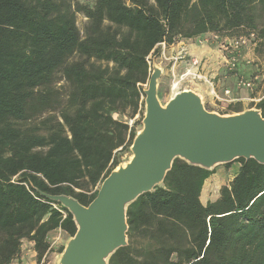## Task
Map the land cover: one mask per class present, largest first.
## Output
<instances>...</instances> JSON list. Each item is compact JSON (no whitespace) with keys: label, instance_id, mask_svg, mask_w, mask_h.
I'll return each mask as SVG.
<instances>
[{"label":"trees","instance_id":"obj_1","mask_svg":"<svg viewBox=\"0 0 264 264\" xmlns=\"http://www.w3.org/2000/svg\"><path fill=\"white\" fill-rule=\"evenodd\" d=\"M261 16L264 0H0V264L18 259L25 240L39 263L52 232L75 234L69 210L40 192L84 205L96 197L136 135L161 44L256 32L259 55ZM251 103L264 116V97ZM233 163L230 184L204 204L215 169L175 159L128 207V245L109 264H264V164Z\"/></svg>","mask_w":264,"mask_h":264},{"label":"water","instance_id":"obj_2","mask_svg":"<svg viewBox=\"0 0 264 264\" xmlns=\"http://www.w3.org/2000/svg\"><path fill=\"white\" fill-rule=\"evenodd\" d=\"M163 74L164 68L154 61L131 156L104 178L88 205L71 195L40 192L67 208L76 225L56 264H109L111 256L128 245V207L164 182L175 159L206 170L239 158L264 164L261 109L209 110L204 95L192 88L179 89L163 102L159 95Z\"/></svg>","mask_w":264,"mask_h":264},{"label":"rangeland","instance_id":"obj_3","mask_svg":"<svg viewBox=\"0 0 264 264\" xmlns=\"http://www.w3.org/2000/svg\"><path fill=\"white\" fill-rule=\"evenodd\" d=\"M78 1L86 2L87 0H78ZM259 20L262 23L264 18L261 16ZM86 22L87 19L84 17V15L78 14L77 23L80 29L82 30L84 29ZM192 41L200 45H208L213 49H215L217 53H219L217 50L218 44L212 39L210 34L205 35L204 37H199ZM176 44L175 45L161 44L159 47V53L156 55L154 54L151 55L149 59L151 72L154 61H156V63L160 67L164 68V74L161 76L159 80V95L163 102H166L168 98L175 91L183 88L193 89L197 87L198 83H200L199 81L193 82V80L180 81L181 74L184 71H186V67L188 66L186 65L187 63L184 62L185 59H180V58L176 59L179 52V50L176 47ZM249 54H250L249 57L252 60V65H248L246 66V68L244 67V73H246L247 75H253L258 73L260 76L264 77V53L261 51L260 54L258 55L257 51L252 50L250 51ZM72 59H75V57ZM57 80L58 82L56 86L58 88H62L61 91L64 93L65 89L63 88V86H66V82L65 80H63V78H61L60 73L57 74ZM175 83H178L177 88H174ZM262 84L263 86L260 85L259 91H256L257 93L264 94V80ZM146 87L147 84L145 85V88ZM218 91H220V89H218ZM204 97H205V103L210 109L216 110L221 113L233 112L231 110L232 105H236V103H232L231 105H229V104H220L219 102L210 105L208 104L207 97L206 96ZM251 104L252 103L247 102V104H242L241 106H243V108H247L250 107ZM138 118H140V114H137L134 119L129 120V123L132 124L133 121ZM140 128H141V121L140 124L137 125V129ZM130 156H131V151L129 149L128 152L122 155V162L128 161ZM239 168H240L239 163H233L229 167H226L225 165H220L216 167L215 173L211 175L204 183V187L201 195L202 202L206 204L207 201L209 200L217 199L220 195L221 188L225 185L230 184L231 180L233 179L234 175L238 172ZM68 237L69 235L62 230H57L52 232L48 238L51 245V249L49 250V252H47V254L43 257V259L39 263L36 260V252L34 251V247L32 243L25 240L23 241L22 250L19 258L15 259L11 264H56L58 255L60 254L59 249L61 246H64Z\"/></svg>","mask_w":264,"mask_h":264},{"label":"built area","instance_id":"obj_4","mask_svg":"<svg viewBox=\"0 0 264 264\" xmlns=\"http://www.w3.org/2000/svg\"><path fill=\"white\" fill-rule=\"evenodd\" d=\"M210 35L218 44L217 50L220 53L222 64L226 70V77H233L237 89H245L250 92L249 96L245 98L247 102L260 101L261 98L264 97V94L259 93L256 96H252L251 94L259 91L260 85L263 86L264 77L260 76L258 73L247 75L240 70L242 64L245 66L252 65L249 53L255 50L258 42L257 33L251 32L250 34L238 37H223L217 33H210ZM184 53H186V50H180L176 59H183ZM204 67L205 60L202 57H192L190 66L181 74L180 81L193 80V82L204 81L208 83L211 86L214 99L220 104H230L240 100V98L233 99V88L230 86H223L221 89L222 92L218 91L214 79L203 73Z\"/></svg>","mask_w":264,"mask_h":264},{"label":"crops","instance_id":"obj_5","mask_svg":"<svg viewBox=\"0 0 264 264\" xmlns=\"http://www.w3.org/2000/svg\"><path fill=\"white\" fill-rule=\"evenodd\" d=\"M176 47L179 52L180 50H186L183 59H185L184 62L187 63V66H190V60L192 57H202L205 60V67L203 68V73L214 79V82L217 86V90L220 89V92H222L221 89L223 86H230L233 88V99L240 98V100L234 101L233 103L247 104L245 98L249 96L250 92L245 89H237L233 77H226V70L222 64L221 56L219 55V53L216 52L215 49L208 45H200L194 43L191 39L179 40L176 44ZM244 67L246 68L244 64L240 66V70L243 72ZM199 82L200 83H198L197 87L193 89L202 93L203 95L205 94L204 96L207 97L208 104L213 105L214 103H216V100L214 99L211 92V86L204 81Z\"/></svg>","mask_w":264,"mask_h":264},{"label":"bare ground","instance_id":"obj_6","mask_svg":"<svg viewBox=\"0 0 264 264\" xmlns=\"http://www.w3.org/2000/svg\"><path fill=\"white\" fill-rule=\"evenodd\" d=\"M177 85H178V84H177V83H175V85H174V88H177Z\"/></svg>","mask_w":264,"mask_h":264}]
</instances>
